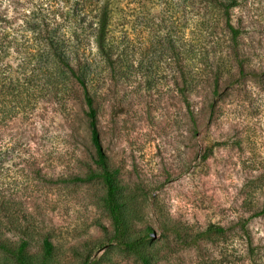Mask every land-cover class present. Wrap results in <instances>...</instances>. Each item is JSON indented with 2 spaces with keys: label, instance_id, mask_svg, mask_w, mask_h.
I'll return each mask as SVG.
<instances>
[{
  "label": "rangeland",
  "instance_id": "1",
  "mask_svg": "<svg viewBox=\"0 0 264 264\" xmlns=\"http://www.w3.org/2000/svg\"><path fill=\"white\" fill-rule=\"evenodd\" d=\"M237 1L234 42L227 0H0L3 238L35 263L48 239L47 264H142L111 244L101 180H72L98 169L88 91L155 264H264V0ZM102 3L111 59L93 42ZM211 223L225 232L199 238Z\"/></svg>",
  "mask_w": 264,
  "mask_h": 264
},
{
  "label": "trees",
  "instance_id": "2",
  "mask_svg": "<svg viewBox=\"0 0 264 264\" xmlns=\"http://www.w3.org/2000/svg\"><path fill=\"white\" fill-rule=\"evenodd\" d=\"M237 5V0H227V2L223 3L221 6L225 16L226 27L230 31L234 42H237L242 34V30L235 27L231 21V11ZM111 17L112 12L110 5L108 3H102L95 14L97 31L93 42L97 51L103 57L108 59L112 58V45L110 41ZM53 41L54 40L52 39L50 42L51 49L53 50L56 59L60 61V65L67 68L77 82L86 87L83 73L78 72L75 67L72 66L71 62H69V57L64 54L63 48L59 47ZM60 72L63 74H61L60 77L64 79V69H61ZM86 102L89 108L87 113L91 127V137L97 151L96 163L98 169L91 170L84 177L76 176L72 180L87 182L94 179L101 180L105 188V195L103 198L104 207L112 223L111 244L116 245L126 253L134 255L142 264H155L157 252L155 249L146 248V244H150V241H148L150 237L149 233L140 235L135 231L133 222L139 212L136 210L137 208L133 207L131 200L127 198L126 193L124 192L121 171L119 168L111 165L107 154L102 148L98 128V110L94 98L88 91H86ZM210 154H212V148H208L205 151L202 160H206ZM255 215H264V208L258 210ZM245 227L246 226H244V228ZM224 232V227L216 223H211L205 231L200 233L199 238H207L212 234H223ZM43 244L44 256L41 261L35 263L29 251V240L23 239L19 243L13 244L9 240L3 238L0 234V250L10 254L13 257L15 264H47L53 253V245L48 239H45ZM83 264L91 263L87 260Z\"/></svg>",
  "mask_w": 264,
  "mask_h": 264
}]
</instances>
